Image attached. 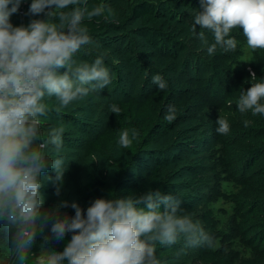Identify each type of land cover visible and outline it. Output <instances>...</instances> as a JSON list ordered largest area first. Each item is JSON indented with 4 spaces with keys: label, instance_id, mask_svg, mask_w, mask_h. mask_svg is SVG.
<instances>
[{
    "label": "rangeland",
    "instance_id": "1",
    "mask_svg": "<svg viewBox=\"0 0 264 264\" xmlns=\"http://www.w3.org/2000/svg\"><path fill=\"white\" fill-rule=\"evenodd\" d=\"M143 2L153 13L134 17L132 8ZM31 3L22 0L10 17L14 26L45 19L26 15ZM101 4L113 15L83 20L93 43L81 46L74 59L91 64L102 55L112 82L67 108H60L55 97L44 98L51 104L41 128L45 134L61 131L66 171L59 196L52 180L43 181L42 213L66 200L86 214L95 199L115 198L126 184L157 169L159 190L179 200L181 214L199 221L212 238L211 246L191 248L183 238L172 246L157 242L159 264H264V115L237 108L242 92L256 82L249 80L250 70L257 80L264 78L255 72L264 71L256 50L235 28L230 36L236 49L217 46L209 55L191 32L200 0H81L78 6L91 10ZM201 30L197 25V33ZM203 31L213 43L212 33ZM157 74L167 82L163 90L153 83ZM170 114L172 120L166 118ZM219 115L229 124L227 134L216 131ZM123 131L129 133L127 148L119 144ZM47 175L54 180L55 171L49 168ZM60 214L71 218L75 210L69 206ZM50 226L51 221L43 229L48 247L61 252L72 233L56 241ZM11 237L0 224V264H15ZM41 241L38 236L29 264L40 255Z\"/></svg>",
    "mask_w": 264,
    "mask_h": 264
},
{
    "label": "clouds",
    "instance_id": "2",
    "mask_svg": "<svg viewBox=\"0 0 264 264\" xmlns=\"http://www.w3.org/2000/svg\"><path fill=\"white\" fill-rule=\"evenodd\" d=\"M21 2L0 0V224L12 233L9 250L15 264H29L38 236L42 241L35 264H159L157 242L172 246L183 238L185 248L211 246L212 238L200 222L181 214L180 201L159 189L97 198L86 214L78 203L69 205L66 200L42 213L43 181L52 180L57 185L54 194L59 196L66 171L61 131L51 129L45 134L41 128V118L48 113L44 98L55 97L60 108H67L111 84L102 55L89 64L78 63L74 54L93 43L83 20L111 17L113 10L104 4L81 9V0H32L26 15L43 14L45 19L14 26L10 17ZM200 9L191 32L207 45L209 55L217 46L226 52L236 49L237 42L230 36L235 28L243 30L250 49L264 50V0H200ZM197 25L202 29L199 33ZM204 29L212 33L213 43L208 44ZM249 80L256 82L242 92L237 108L241 113L264 115V78L257 80L250 70ZM153 83L160 90L167 87L159 74ZM216 123L217 133L227 134L226 119L219 115ZM119 144L129 146L128 131L121 133ZM49 168L55 171L54 180L47 175ZM69 206L75 215L62 216L60 209ZM50 221L56 241L72 233L62 252L48 247L43 229Z\"/></svg>",
    "mask_w": 264,
    "mask_h": 264
},
{
    "label": "trees",
    "instance_id": "3",
    "mask_svg": "<svg viewBox=\"0 0 264 264\" xmlns=\"http://www.w3.org/2000/svg\"><path fill=\"white\" fill-rule=\"evenodd\" d=\"M152 13H153L152 7L147 6V4H145L144 2L137 4L135 7L132 8V14L136 18H141L145 15H149ZM263 55H264V50H256L255 59L257 64L261 67H264V61L261 60ZM255 72L257 73V75L264 73V71L258 69H255ZM46 104L49 105L48 107H50L51 103H46ZM159 188H160V182H159L158 170L152 169L146 177L142 178L137 182L126 184L124 187H122L116 193L115 198H122L131 194L140 195L147 192L150 189L155 190ZM66 244H67V240H64L61 247V252L64 250ZM31 264H35V263H31ZM65 264H67V261H65Z\"/></svg>",
    "mask_w": 264,
    "mask_h": 264
}]
</instances>
